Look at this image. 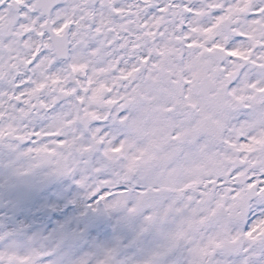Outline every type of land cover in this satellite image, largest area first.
<instances>
[{
	"label": "snow or ice",
	"instance_id": "snow-or-ice-1",
	"mask_svg": "<svg viewBox=\"0 0 264 264\" xmlns=\"http://www.w3.org/2000/svg\"><path fill=\"white\" fill-rule=\"evenodd\" d=\"M0 198V264H264V0H0Z\"/></svg>",
	"mask_w": 264,
	"mask_h": 264
},
{
	"label": "flooded vegetation",
	"instance_id": "flooded-vegetation-1",
	"mask_svg": "<svg viewBox=\"0 0 264 264\" xmlns=\"http://www.w3.org/2000/svg\"><path fill=\"white\" fill-rule=\"evenodd\" d=\"M0 203H7V201L3 200V198H0ZM5 211H7L9 215H11V209H5L3 207H0V215H3ZM20 218L23 219L24 217L21 216Z\"/></svg>",
	"mask_w": 264,
	"mask_h": 264
}]
</instances>
